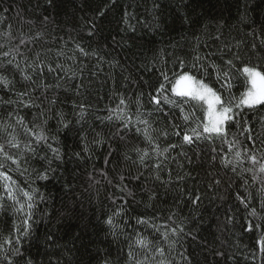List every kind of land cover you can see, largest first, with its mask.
Masks as SVG:
<instances>
[{
  "label": "trees",
  "instance_id": "16d2710c",
  "mask_svg": "<svg viewBox=\"0 0 264 264\" xmlns=\"http://www.w3.org/2000/svg\"><path fill=\"white\" fill-rule=\"evenodd\" d=\"M249 68L264 0H0V264H264Z\"/></svg>",
  "mask_w": 264,
  "mask_h": 264
},
{
  "label": "rangeland",
  "instance_id": "374dc122",
  "mask_svg": "<svg viewBox=\"0 0 264 264\" xmlns=\"http://www.w3.org/2000/svg\"><path fill=\"white\" fill-rule=\"evenodd\" d=\"M246 76L248 80V91L247 94H245L243 101L244 102H260L264 100V76H262L258 71H256L254 68H249L246 71ZM206 84L202 81L198 80H192L188 82L187 80V86L184 89L185 93H190V95H196L203 99L207 106V126L209 128H219L224 121L223 117V110L222 113L219 112V105L216 104V107H214V100L212 94L205 88ZM224 108V107H223Z\"/></svg>",
  "mask_w": 264,
  "mask_h": 264
}]
</instances>
